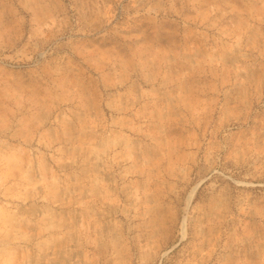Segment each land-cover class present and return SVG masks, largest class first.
<instances>
[{"label": "rangeland", "instance_id": "rangeland-1", "mask_svg": "<svg viewBox=\"0 0 264 264\" xmlns=\"http://www.w3.org/2000/svg\"><path fill=\"white\" fill-rule=\"evenodd\" d=\"M0 264H264V0H0Z\"/></svg>", "mask_w": 264, "mask_h": 264}]
</instances>
